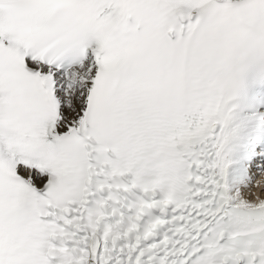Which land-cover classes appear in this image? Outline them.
<instances>
[{"label": "snow or ice", "instance_id": "1", "mask_svg": "<svg viewBox=\"0 0 264 264\" xmlns=\"http://www.w3.org/2000/svg\"><path fill=\"white\" fill-rule=\"evenodd\" d=\"M0 264H264V0H0Z\"/></svg>", "mask_w": 264, "mask_h": 264}]
</instances>
